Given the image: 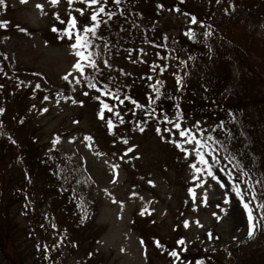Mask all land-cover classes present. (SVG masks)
I'll list each match as a JSON object with an SVG mask.
<instances>
[{
	"label": "trees",
	"instance_id": "16d2710c",
	"mask_svg": "<svg viewBox=\"0 0 264 264\" xmlns=\"http://www.w3.org/2000/svg\"><path fill=\"white\" fill-rule=\"evenodd\" d=\"M10 1L5 0L6 7L0 5V16ZM158 3H164L167 11L179 5L182 14H189L185 16L187 23L178 39L166 36L161 26L165 12L157 8ZM231 4L254 19L264 15L259 2L253 0H220L219 3L216 0H184L183 3L180 0H122L120 6L109 0L106 10L116 14L110 20L103 17L107 25L102 24L98 29L103 40L96 39L95 44L102 52L101 60L107 59L112 67L104 68L100 61L103 74L94 71L91 74L101 83H108L121 99L128 95L146 105L149 95L155 97L149 84L162 81L157 87L165 95L155 104L140 109L125 100L126 114L134 120L129 122L144 121L143 125H149L153 121L162 129L171 127L161 120L165 113L174 121L181 120L188 128L200 121L197 135L203 140L212 136L220 141L212 146L221 158V167L233 177H240L241 169L249 172L252 187L247 193L251 199L254 188L258 196L251 204L259 220L261 210L256 205L264 204V187L256 181H264V94L263 102L255 97L264 84V38L253 36L240 18L230 16ZM193 15L202 23H189ZM189 29L195 33L193 38L185 35ZM204 32L210 35L204 36ZM146 46L151 48V58L143 62ZM0 64L6 62L0 59ZM153 66L156 71H152ZM161 67L163 71L159 70ZM130 70H138L144 78ZM4 72V67H0L1 85L7 82L17 86L15 77L8 78ZM149 76L153 77L151 81ZM45 84L47 94L52 95L60 91L62 81L53 77L37 78L39 87L30 93H22L20 89L14 100L22 96L24 102L34 100L43 95ZM103 98L119 104L112 97ZM176 104L180 105V117L176 116ZM152 109H156L154 115H145ZM17 114L21 122L18 125L17 122L15 125L16 118L10 121L0 114V133H3L0 135V264H66L50 240L54 224L60 225L67 235L83 230L76 238L78 245L70 249L81 264H105L97 254V233L89 226H78L67 206L79 214H84L88 206L91 189L83 172L61 151L38 147L37 141L29 140L24 132L17 130V126L26 130L24 122L34 118L31 110L21 105ZM155 127L140 132L146 141L154 137L157 142L161 139ZM7 135L21 141L16 148L3 142L2 137ZM34 188L37 192L31 191ZM47 204H54L67 218L52 209L49 215L47 209L44 211ZM94 213L91 212L90 220ZM255 225L256 235L247 243L216 251L200 249L190 256L183 253L182 257H188L191 264L197 260L203 264H264V222Z\"/></svg>",
	"mask_w": 264,
	"mask_h": 264
},
{
	"label": "rangeland",
	"instance_id": "374dc122",
	"mask_svg": "<svg viewBox=\"0 0 264 264\" xmlns=\"http://www.w3.org/2000/svg\"><path fill=\"white\" fill-rule=\"evenodd\" d=\"M12 1L16 7L13 6L14 10H9L7 15L11 25L15 23L18 24L16 27L26 30H12L14 36L11 43L16 46L18 55L30 66L42 67L57 77H64L68 72H72L70 80L76 77L72 65L78 58L74 50L70 49L72 41L56 32L55 35L63 37L61 41H56L50 35L54 24L61 27L52 13L59 12L62 17H66L70 11L68 4L63 0L57 6L50 5L48 0H27L25 3H21V0ZM253 1L259 2L260 10L264 9V0ZM37 3L45 5L43 12L35 7ZM230 14L242 18L251 33L264 37V19L259 22L252 18L250 20L238 7H232ZM184 21L180 13L168 12L162 17L161 26L168 31L169 36L178 38ZM11 71L9 68L5 73ZM22 77L24 75L19 74L21 79L14 88L16 93L24 84ZM263 94L264 84L258 89L255 98L263 102ZM0 99L3 100L1 94ZM14 99L15 95H11L3 102L9 109H18L21 105L27 108L31 104V101L24 102V97L17 101ZM39 109L38 125L33 131L41 136V141L55 142L56 146L70 152L86 168L85 171L89 172L95 184L97 198L101 201L98 225L104 229L100 250L105 254V264H173L174 258L167 254L172 246L163 249L148 247L156 236L167 244L184 237L187 252L192 254L200 247L221 250L250 239L247 212L231 189L220 188L210 177H204L206 183L203 185L193 179L194 175H200L189 167L191 163L197 162L194 153L186 157L182 149L176 146L179 154L172 153L176 158L174 161L171 154L157 143V139L146 141L144 136H135L133 141L126 125H116L115 115L105 114L106 119L102 121L98 112L87 104L79 108L74 107L73 103L51 101L42 102ZM107 118L114 122L112 132L107 128ZM85 136L93 139L85 140ZM179 139L177 136L176 140ZM124 140L128 143L125 144ZM183 147L191 151L193 146ZM128 148L132 151H127ZM113 165L118 167L114 169ZM219 175L228 180L225 173ZM189 188L196 193L195 197L188 191ZM204 189L207 190V206L200 202ZM31 191L37 192L36 188ZM133 192L137 195L132 196ZM226 198L228 203H225ZM120 202H123L122 209ZM141 209H144V215L140 214ZM213 212L218 214L219 219L212 215ZM185 219L190 222L188 228L183 227ZM196 220L202 227L196 225ZM208 233L212 234L211 239ZM183 260L188 262L187 259ZM70 263L78 264L74 260H70ZM177 264L180 262L177 261Z\"/></svg>",
	"mask_w": 264,
	"mask_h": 264
},
{
	"label": "snow or ice",
	"instance_id": "6c2138e0",
	"mask_svg": "<svg viewBox=\"0 0 264 264\" xmlns=\"http://www.w3.org/2000/svg\"><path fill=\"white\" fill-rule=\"evenodd\" d=\"M27 0H21V3H25ZM50 5L57 6L60 3V0H48ZM79 2L83 5V7L74 8V0H67L68 8L70 11L67 12L66 17H62L59 12H53L52 15L55 17V20L61 25L60 28H58L55 24L52 26L51 31L56 33H63V36L67 37L70 41H73L70 44V49L74 50V55L78 58L72 65V69L76 71V77H73L72 80L69 79L70 76H72V72H68L64 75L63 79L65 81H68L69 83H75V84H81L82 80L81 77L84 78L83 82L85 86L88 89H93L98 95L94 97L97 101H99V111L97 113L100 120H105V110H107L108 113L114 114L119 121L120 124H124L125 121L121 116V113L119 111H115L113 106H111L108 102L103 100L101 97L108 96L112 97L113 99L117 100L119 104L123 105L125 103V100L129 101L135 108L143 109L148 105L155 104L157 99L160 98L162 95H165L160 91V88L157 87V85L161 84L162 81L157 80L154 84H149V87L152 88L153 92L155 93V97L149 95L148 96V105L141 104L136 99H133L131 96L125 95L123 99L120 98L119 95L116 93H113L110 89V86L108 83H101L97 80L95 75H92L91 73L88 76H85V69L91 68L94 72L103 74V69L101 68L100 63H98V59L101 58L102 52L95 44L96 39L103 40V36L98 34V29L100 26L107 25V21L103 19V17H107L108 20H110L116 13L112 11H107L106 6L109 3V0H79ZM112 3H114L116 6H120L122 3V0H111ZM184 0H180V3H183ZM217 3L220 2V0H216ZM0 5H5V0H0ZM37 9H39L41 12L44 11L45 5L42 3H37L35 5ZM234 7V6H233ZM158 9H164L165 5L164 3H158L157 4ZM85 9L88 10V16H87V22H81L78 19L79 17L85 16ZM169 11H174L179 13L181 11V8L179 5H174L173 7L168 9ZM227 12V9H225ZM75 13V14H74ZM78 14V16H77ZM123 13H121L122 15ZM186 17L189 16L188 13H183ZM9 21L3 20L0 21V28L7 27V24ZM189 23L195 25L197 23H202L198 21V18L196 16H190ZM21 31H26L25 29H20ZM185 35L189 36L190 38H193L195 36V33L192 29H189ZM204 36L210 35L209 32H204ZM63 38V37H61ZM167 39V37H164ZM105 48H107V44L104 45ZM143 51V50H141ZM102 64L104 68H111L112 65L109 63L107 59L102 60ZM157 68L153 66L152 71H156ZM160 71H163V67L159 69ZM122 71V70H121ZM153 79L152 76L148 77V80L151 81ZM177 84H180V79H177ZM2 87V85H0ZM36 87H39V85H36ZM83 95H88V92H83ZM45 100L48 99V97H44ZM73 103H77V101L73 100ZM79 103H83L82 101H79ZM177 113L176 116L180 117V105L176 104ZM46 111V109H44ZM129 111H132L129 109ZM4 109L0 108V113H3ZM156 113V109H152L150 112H145V115L152 116ZM135 113H133L134 115ZM161 120L171 125V127H163L159 124L155 127V131L158 135H160V138L162 140L166 139V137L163 135V133H168L169 136H178L179 140H171L173 144H175L178 148H181L184 152L185 156H190L192 153H194V158L198 162L199 166H197V162H193L189 165L191 169L194 170L195 173L200 174L199 176H193V179L197 180L200 185H203L206 183L204 177H210L213 181L216 182V184L219 185L220 188H230L231 191L234 193L235 197L239 199V201L242 203L243 208L247 212V221L249 224V232L248 235L252 236L253 231L252 228L254 226V223L258 222H264V204H258L256 205L257 208L261 210L260 218L259 220L255 219V209L251 206L252 201L257 200L258 196L255 194L254 188L252 189L253 194L251 195L250 200H245L244 195V189L241 188L239 181V177H236L235 179L232 176L231 172H227L224 167H221V158L216 154L217 149L212 146V144H219L220 141L214 140L212 136H209L207 140H203L200 138V136L197 135L196 131H193V129H199L200 121H196L192 128L183 127L181 120H173L168 114H163L161 117ZM141 123H145L144 121H141ZM222 126V125H221ZM107 128L109 132H112L114 128V122L111 118H107ZM140 132H143L145 129L144 127H139L138 129ZM175 130V131H174ZM3 133H0L2 135ZM59 139V138H57ZM85 140H92L93 138L91 136H85ZM212 143H209V142ZM14 142V141H13ZM125 144L128 143L127 140L123 141ZM183 145H192L191 151L187 147H183ZM127 151H132L131 148H128ZM224 159H227V157H224ZM215 165V167H214ZM114 169L117 168V165L112 166ZM225 173L228 176V180H224L223 177H221L219 174ZM241 176L243 177H249L248 171H243L241 169ZM229 181L231 183L229 184ZM114 182V181H113ZM150 184H152V181H149ZM257 184H261L262 187H264V181L257 180ZM249 187L251 188L252 185L249 183ZM188 191L193 194L195 197L196 193L193 192L192 188H189ZM264 194V193H262ZM132 196H136L137 194L135 192L131 193ZM228 193H225V197H227ZM142 199V198H141ZM113 202H116L115 200ZM201 203L205 204L207 206V190L204 189V194L200 200ZM228 199H225V203H228ZM121 209L123 208V202H120ZM219 208L220 205H217ZM223 211V209H221ZM141 215L145 214L144 209H141L140 212ZM213 216L217 217L219 219V216L216 212L212 213ZM183 227L188 228L189 227V220L185 219L183 222ZM196 225L198 227H202L199 220L195 221ZM209 239L212 238V234L208 233ZM141 244L144 243L143 240L140 241ZM154 244L157 248H164V245L161 243L159 239L154 240ZM176 245L179 246V250L176 248H172L167 252V254L170 257H173V264H177V261L180 262V264H191V262H186L185 260H182L181 254L184 252H187V244L184 237H180L176 240ZM123 250V249H122ZM195 264H203L201 260H197Z\"/></svg>",
	"mask_w": 264,
	"mask_h": 264
}]
</instances>
